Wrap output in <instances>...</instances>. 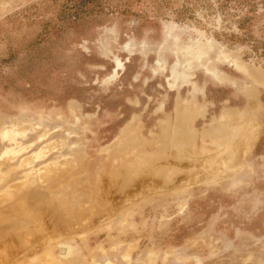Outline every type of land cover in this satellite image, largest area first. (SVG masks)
I'll return each mask as SVG.
<instances>
[{"label":"rangeland","instance_id":"rangeland-1","mask_svg":"<svg viewBox=\"0 0 264 264\" xmlns=\"http://www.w3.org/2000/svg\"><path fill=\"white\" fill-rule=\"evenodd\" d=\"M0 264H264V0H0Z\"/></svg>","mask_w":264,"mask_h":264},{"label":"bare ground","instance_id":"bare-ground-1","mask_svg":"<svg viewBox=\"0 0 264 264\" xmlns=\"http://www.w3.org/2000/svg\"><path fill=\"white\" fill-rule=\"evenodd\" d=\"M175 74H176V73H175ZM173 75H174V72H173ZM171 76H172V75H171ZM172 78H173V76H172ZM175 78H176V76H175ZM173 80H174V79H173ZM175 80H176V79H175ZM175 80H174V81H175Z\"/></svg>","mask_w":264,"mask_h":264}]
</instances>
